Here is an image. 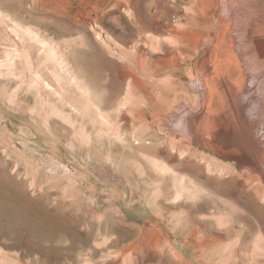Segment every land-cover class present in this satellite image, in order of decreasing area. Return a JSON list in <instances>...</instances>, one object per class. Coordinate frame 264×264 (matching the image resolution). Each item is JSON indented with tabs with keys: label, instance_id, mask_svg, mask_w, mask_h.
<instances>
[{
	"label": "rangeland",
	"instance_id": "1",
	"mask_svg": "<svg viewBox=\"0 0 264 264\" xmlns=\"http://www.w3.org/2000/svg\"><path fill=\"white\" fill-rule=\"evenodd\" d=\"M207 51L264 93V0H0V264H264V201L169 141Z\"/></svg>",
	"mask_w": 264,
	"mask_h": 264
},
{
	"label": "bare ground",
	"instance_id": "2",
	"mask_svg": "<svg viewBox=\"0 0 264 264\" xmlns=\"http://www.w3.org/2000/svg\"><path fill=\"white\" fill-rule=\"evenodd\" d=\"M215 53L213 51L206 53L214 67L203 60L194 62V67L205 79L204 86L195 88L196 101L188 100L183 105H179L180 112H178L177 106L176 110L172 107V103L178 101L174 98L176 96L173 100L166 98L165 109L174 111L178 116L174 124H169L167 127L171 134L178 136V139L170 136L169 141L177 152L189 156L180 162L182 169L185 168L184 164L188 163L193 173L203 171L204 167L210 172L218 171L221 175L228 173L227 180L236 184V188L229 192L230 198L246 195L251 205H254V202L257 203L260 199L264 201V105L258 103L256 98L258 95L263 102L264 93L259 94L260 91L257 93L256 89L249 87L244 70L239 64L236 70L238 69L240 74L236 81L221 78L226 73V69L221 67V61L214 60ZM231 63L234 64L233 55ZM218 74L222 75L219 77ZM167 101L171 103L167 104ZM194 155L202 156L205 163L199 165L196 159L191 161L189 158ZM167 169L163 168V171ZM177 180L179 186L176 195L181 197L201 195L205 189L203 183L212 185L211 182L202 181L198 184L195 181H187L184 176H180ZM239 217L237 222L243 220V216ZM259 235L256 244L259 245L258 249L263 250L264 236Z\"/></svg>",
	"mask_w": 264,
	"mask_h": 264
}]
</instances>
